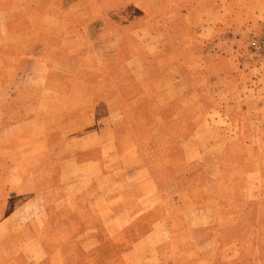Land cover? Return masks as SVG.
Listing matches in <instances>:
<instances>
[{"label": "crops", "instance_id": "0c3cea01", "mask_svg": "<svg viewBox=\"0 0 264 264\" xmlns=\"http://www.w3.org/2000/svg\"><path fill=\"white\" fill-rule=\"evenodd\" d=\"M52 1L40 15L0 0V264H81L89 253L93 264H178L193 252L214 263L237 244L230 226L245 208L217 215L227 167L249 162L247 203L264 170L238 116L264 94L259 64L240 54L264 0ZM178 118L192 132L178 143L182 178L167 186L139 157L155 142L136 129ZM69 225L77 252L47 250L44 238Z\"/></svg>", "mask_w": 264, "mask_h": 264}, {"label": "rangeland", "instance_id": "374dc122", "mask_svg": "<svg viewBox=\"0 0 264 264\" xmlns=\"http://www.w3.org/2000/svg\"><path fill=\"white\" fill-rule=\"evenodd\" d=\"M52 3V0H27V2H25L27 8L31 10V12L40 15L43 10L49 9V6L52 5ZM68 3H71V1L69 0ZM59 16L70 21L75 19L74 16L71 18H69V16ZM34 20L36 27L46 24V18H42V16H35ZM259 23L260 24L255 26L251 32L244 34V40L240 47V54L243 59L258 63L260 71L259 75L261 78H264V19H261ZM259 84L264 91V81ZM259 100L260 101L258 102H260L261 106L258 108L254 106L256 103L255 99L248 100L252 104L251 111L242 112L238 114V116L239 120L243 122L247 120L246 123L248 125L245 129V136L254 141L252 149L254 150L257 148L259 155H261L264 161V94ZM136 107L137 106H133L130 113L131 115L135 113V110L133 109H136ZM186 116H189V114ZM138 121L146 125L136 129L141 141L148 139L151 142H155V144L141 145V154H139V157L143 159L149 168L153 169L158 166L159 169H162L164 172L162 181L163 183L165 182L167 186L176 183L175 180H181L182 177L178 176V174H181L185 164L183 161V149L178 143L188 137L192 130L179 128V126L184 123L182 118H178L175 121L178 128L172 127L171 123L161 128H151L148 122L154 121V119H146V121L144 119H139ZM226 121L229 130L234 132L239 130L237 126L231 128L229 125L230 121L228 119ZM249 122H251V124ZM227 133L230 134L229 132ZM246 152H249V147H247ZM243 162L244 164L242 167H237L239 162L238 164L234 163L235 165H232V167H227L226 171L230 177L225 183L227 188L221 197L225 208L220 209L219 212L217 209V215L226 222L231 218L232 212L234 211V209L231 208L233 205L232 202L240 201L242 206L245 207L239 210L241 214L235 221L236 223L230 226L235 231L234 237L236 236L237 238V244L229 245L232 240H229V242L226 241L225 245L227 251L219 252L214 263L210 262V264H264V170L261 175L252 179L251 182L253 190L258 198L247 203L245 188L250 184V181L246 176V173L250 169V164L248 161L245 162L243 160ZM193 170L198 172L201 170V166L196 165L193 167ZM167 193H164V195H167ZM54 200L57 201V196L51 197L50 201ZM172 203L173 202H170L168 205L169 211L173 208L171 205ZM73 226L74 225L62 227L60 228L62 232L54 231L51 232L52 234L50 233L49 237H45L43 244L47 247V250L52 251L63 248L62 252H77V239L75 240L71 238V236L75 237V234L72 235V230H74ZM218 226L219 225L216 226V232L219 231ZM220 231L222 230L220 229ZM122 244L121 240L117 241V251L115 252H121L123 249L122 246H125L126 243L124 242V244ZM177 244L178 243H176V246ZM105 245L107 246H104L101 250L105 251L111 248L110 242H106ZM179 246L181 245H178V247ZM188 247H193L194 249L199 250L197 245L190 244ZM40 250L43 252V249ZM237 250H239V252H234ZM202 253L203 252H193V256L189 255L188 260L185 258L179 260L178 264H208L203 260ZM74 259L76 260V258L73 257L68 258V263L72 262ZM94 259L95 257L89 253L87 256H84L80 262L81 264H93ZM101 260L103 261V263L100 262L101 264L107 263L106 259ZM21 263L24 264V262Z\"/></svg>", "mask_w": 264, "mask_h": 264}]
</instances>
